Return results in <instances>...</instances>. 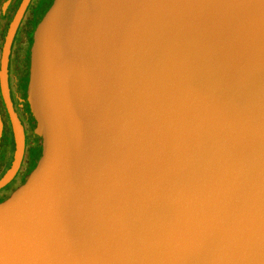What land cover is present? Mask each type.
<instances>
[{
	"label": "water",
	"instance_id": "95a60500",
	"mask_svg": "<svg viewBox=\"0 0 264 264\" xmlns=\"http://www.w3.org/2000/svg\"><path fill=\"white\" fill-rule=\"evenodd\" d=\"M16 25L0 264H264V0H46L27 134Z\"/></svg>",
	"mask_w": 264,
	"mask_h": 264
},
{
	"label": "flooded vegetation",
	"instance_id": "af4514ba",
	"mask_svg": "<svg viewBox=\"0 0 264 264\" xmlns=\"http://www.w3.org/2000/svg\"><path fill=\"white\" fill-rule=\"evenodd\" d=\"M0 0V56L2 47L11 25L17 21L14 32L11 34L7 47L4 64L5 89L8 101L18 118L20 125L27 134L33 126V120L25 101L21 61L24 43L28 33L42 10L46 0ZM23 5V7H22ZM0 118L3 125L2 139L10 137L9 119L5 102L0 90Z\"/></svg>",
	"mask_w": 264,
	"mask_h": 264
}]
</instances>
